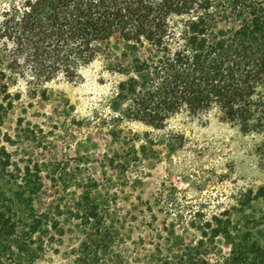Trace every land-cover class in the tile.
Returning <instances> with one entry per match:
<instances>
[{
	"label": "trees",
	"instance_id": "1",
	"mask_svg": "<svg viewBox=\"0 0 264 264\" xmlns=\"http://www.w3.org/2000/svg\"><path fill=\"white\" fill-rule=\"evenodd\" d=\"M14 11L0 36L22 51V73L26 64L41 84L60 74L75 81L101 62L112 86L91 120L112 150L99 162L101 179L78 178L80 194L62 220L61 203L36 206L42 184L0 205V264H37L72 223L84 237L72 264H229L231 257L221 253L212 261L219 236L230 240L233 255L253 254L264 264V248L243 247L228 220L216 216L217 224H200L198 237L165 227L144 258L128 256L115 250L120 225L108 213L116 183L164 143L148 132L128 133L130 123L164 129L178 114L215 111L243 132L264 136V0H22ZM18 60L0 64L4 99L11 96L7 68ZM46 95L43 90L41 98ZM261 146L264 151V140ZM42 171L36 166L38 179ZM33 173L25 166L28 183Z\"/></svg>",
	"mask_w": 264,
	"mask_h": 264
},
{
	"label": "rangeland",
	"instance_id": "2",
	"mask_svg": "<svg viewBox=\"0 0 264 264\" xmlns=\"http://www.w3.org/2000/svg\"><path fill=\"white\" fill-rule=\"evenodd\" d=\"M15 8L22 9V0H0V26ZM16 56L19 60L7 68L11 96L0 95V205L22 200V192L42 184L34 195L36 206L61 203L62 220L80 194L75 193L78 178L101 179L99 162L112 150L91 120L96 108H105L112 79L98 60L82 70L79 80L60 74L41 84L26 64L22 73V51L0 36V64H11ZM128 126V133L148 132L164 143L156 146L157 155L150 153L113 188L108 213L120 225L115 250L144 258L165 227L175 226L194 238L202 222L217 224L215 216L228 220L231 235L243 247L257 242L264 248L263 134L245 133L215 111L178 114L164 129ZM27 165L34 172L29 183L24 179ZM36 166L43 170L41 179L35 176ZM83 238L73 223L67 225L66 234L53 240L37 264H72ZM216 241L213 262L221 253L231 257L229 264H256L253 254L233 255L225 236Z\"/></svg>",
	"mask_w": 264,
	"mask_h": 264
}]
</instances>
